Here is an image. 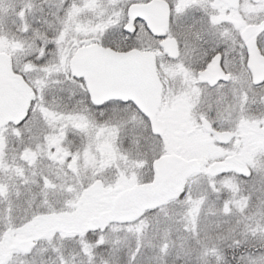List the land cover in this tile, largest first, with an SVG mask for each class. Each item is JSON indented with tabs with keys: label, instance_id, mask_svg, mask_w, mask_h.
Masks as SVG:
<instances>
[{
	"label": "snow or ice",
	"instance_id": "obj_1",
	"mask_svg": "<svg viewBox=\"0 0 264 264\" xmlns=\"http://www.w3.org/2000/svg\"><path fill=\"white\" fill-rule=\"evenodd\" d=\"M0 264H264V0H0Z\"/></svg>",
	"mask_w": 264,
	"mask_h": 264
}]
</instances>
